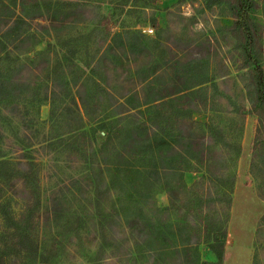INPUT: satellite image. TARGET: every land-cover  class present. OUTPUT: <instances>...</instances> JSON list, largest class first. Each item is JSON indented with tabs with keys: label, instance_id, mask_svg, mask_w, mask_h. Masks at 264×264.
<instances>
[{
	"label": "rangeland",
	"instance_id": "rangeland-1",
	"mask_svg": "<svg viewBox=\"0 0 264 264\" xmlns=\"http://www.w3.org/2000/svg\"><path fill=\"white\" fill-rule=\"evenodd\" d=\"M255 1L250 16L258 26L251 51L264 69V0ZM233 3L0 0V13L24 17L37 38L28 44V51V45H9V53L0 54L2 62H29L41 51L49 68L55 65L58 77L68 82L72 95L77 97L81 87L88 98L86 111L79 103L77 109L64 94L54 103L56 112L65 103L80 111L81 126L74 128L62 116L50 114V101H43L50 78L45 69L33 70L26 74L28 90L18 102L25 115L2 109L0 159L8 162L0 172H12L15 182L6 195L17 211L28 198H39L37 231L48 264H148L135 251L134 236L120 212L133 201L129 178L124 177L125 183L121 178V185L105 172L102 161L107 152L102 143L111 125L121 121L116 111L122 109L124 94L137 90L142 95L141 82L150 73L156 87H161L164 78L184 69L202 82L204 100L192 117L207 124L204 137L214 143L209 150L210 171L223 172L224 179L221 183L210 179L199 162L187 164L183 181L193 189L182 195L177 208L170 209V217L199 229L204 213L222 219L228 211L221 264H264V106L251 100L248 92L252 79L250 67L243 64L246 38L229 28ZM50 18H55L54 26ZM220 185L230 191L229 207L223 198H215ZM59 188L65 192V209L59 216L49 215L50 197ZM155 202L160 208L169 204L161 184L155 189ZM48 216L45 223L43 218ZM198 251L202 264L216 260L204 240ZM22 263L37 264H18Z\"/></svg>",
	"mask_w": 264,
	"mask_h": 264
},
{
	"label": "trees",
	"instance_id": "trees-1",
	"mask_svg": "<svg viewBox=\"0 0 264 264\" xmlns=\"http://www.w3.org/2000/svg\"><path fill=\"white\" fill-rule=\"evenodd\" d=\"M212 1L215 0H209V3ZM256 4L255 0H234L231 6L234 20L229 28L241 31L246 38L243 64L244 67H250L252 79V89L248 92L251 100L259 101L264 106V69L261 60L251 51L258 24L250 16V10ZM50 20L54 26L55 18ZM152 24L157 26L155 21ZM38 25L48 29L43 23L39 22ZM35 39L36 33L30 30L24 17L0 13V54L9 53V45L15 48L27 46L34 43ZM29 46L26 47L27 51L30 50ZM41 54V51H36L29 62L17 63H3L0 56V120L5 119L2 111L4 108L11 115H25L18 102L28 90L26 74L45 69L51 87L48 94L45 93L43 101H50V114L62 116L68 124L74 123V128H79L82 123L80 111H75L65 103L56 112L54 103L64 94V98L68 97L76 108L79 103L86 111L88 98L83 96L81 87L77 89V97H74L69 91L68 82L63 77H58L55 65L49 68L48 59L41 58ZM184 70L176 71L173 77L164 78L161 87H156L155 77L150 73L141 82L144 89L142 95L137 90L123 95L125 102L119 103L122 109L116 111L120 114L121 121L111 125L102 143L107 152L102 165L105 172L121 185L125 183L124 177L129 178L126 182L130 185L128 189L131 190L133 201L131 205L123 206L120 212L130 235L134 236L135 251L145 256L148 264H202L198 251L201 240L206 242L216 257L211 264H221L228 211L222 219L219 216L216 218L214 213H204L201 218L204 224L199 229L189 221H173L169 214L170 209L177 208L182 201V195L193 189V186H187L183 181L185 166L190 162L196 161L205 166L206 175L210 179L218 178L220 183L224 179L223 172L219 171L216 175L210 171L212 156L209 150L214 143H209L204 137L207 124L192 117V112L204 100L200 96L204 90L202 82H198L192 74L187 75ZM147 110L150 112L145 116ZM146 159L149 160L148 163L145 162ZM7 162V159H0L3 170H6ZM129 174L132 177H128ZM13 178L12 172H0V264H48L47 249L41 243L37 231V223L41 221L38 214L39 198H28L18 211L12 208L6 194L10 188H14ZM72 181L78 182V179ZM160 184L169 199V204L164 208H160L155 202V189ZM216 195L215 198H223L226 207H229L231 195L228 189L220 185ZM211 196L208 193V197ZM64 209L65 192L63 188H59L51 195L47 212L49 215L59 216ZM49 217L43 218L45 223Z\"/></svg>",
	"mask_w": 264,
	"mask_h": 264
},
{
	"label": "built area",
	"instance_id": "built-area-1",
	"mask_svg": "<svg viewBox=\"0 0 264 264\" xmlns=\"http://www.w3.org/2000/svg\"><path fill=\"white\" fill-rule=\"evenodd\" d=\"M147 30L151 31V28H149V29H147Z\"/></svg>",
	"mask_w": 264,
	"mask_h": 264
}]
</instances>
